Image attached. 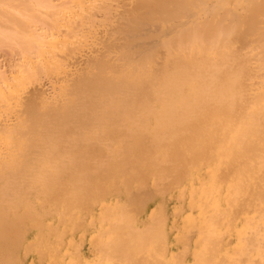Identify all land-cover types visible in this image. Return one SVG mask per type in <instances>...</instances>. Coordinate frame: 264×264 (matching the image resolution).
<instances>
[{
  "label": "bare ground",
  "instance_id": "1",
  "mask_svg": "<svg viewBox=\"0 0 264 264\" xmlns=\"http://www.w3.org/2000/svg\"><path fill=\"white\" fill-rule=\"evenodd\" d=\"M82 1L0 0L28 58L0 67V264H264V0H119L86 66L19 94L70 41L33 24Z\"/></svg>",
  "mask_w": 264,
  "mask_h": 264
},
{
  "label": "rangeland",
  "instance_id": "2",
  "mask_svg": "<svg viewBox=\"0 0 264 264\" xmlns=\"http://www.w3.org/2000/svg\"><path fill=\"white\" fill-rule=\"evenodd\" d=\"M23 1V0H22ZM58 1H60V0H58ZM84 1H88L87 2V4H85V2ZM90 1H92V2H90ZM83 0L82 2H81V4L80 5H82V8L86 11L87 9V12L90 14L91 12H93V17H92V21L91 20H88V18L87 17H85V16H87L88 15V17H89V14L87 13L86 15L84 14V16L83 17H85L84 19L85 20H83V17H81V16H79V15H77V12H78V14H80V11L82 10V8H78V6H77V8L79 9V10H77V8L75 7V11L74 12H72L71 11V9L73 8H69V9H67V11L65 10V13L66 12H68L67 13V15L69 16V19H71V20H74L75 21V23L77 24L76 26L75 25H73V26H75V27H73V26H71L70 24L68 25V23H67V25H65L64 26V23L66 22V20L65 19H63V18H65L64 17V15L63 16H61V18H60V16L58 17V19H59V23H58V27H55L54 26V28H52V26H50L49 28H48V26H46L45 27V25L44 24H42L41 22V24H38L37 22H36V24H38V25H36V24H33V28L32 29H34L35 30V27L36 28H39L38 30L40 31L41 30V28H42V32H44V31H47L48 29H49V31H51V29H53V31H55V34H59L58 36H60L61 35V37L62 36H66L67 37V40H69L70 39V41H67V43H65V44H61V46H59L58 45V50H56V51H58L57 52V55L59 54V53H61V54H63V57H59V56H61V54H59V56L58 57H56L55 59H51L50 61H52V60H55V61H52V64H51V66H50V68L51 67H53V69H50V68H48V67H46V68H44V69H46V70H44L43 68V72H39L38 71V74H37V77L39 78V79H36V81H33L34 83L32 84V82H31V84H27L28 86H27V88H26V86H25V88L27 89H25V88H23V89H25V92H23L24 90L22 89V90H20V93L19 94H21V95H24V94H28L29 93V91H30V93H31V91H36V90H41V89H43V91H44V93L43 94H45L46 93V95H52V94H54V92H55V89L62 83V82H64L63 80L65 79L66 80V77H70L71 76V73H75L78 69H76V68H79V69H82L83 67H84V65L85 64H87L86 63V59H87V61H88V59L91 57V55H94L95 53L94 52H96V51H94L95 49H96V47H97V49H99L98 47H102V46H104L105 44H104V42L102 41V39H108V37L107 36H111V38H113L114 37V35H113V33H111V34H108L107 33V31H110V29L112 30V28H113V31H111V32H115L114 31V28H115V23H116V21L119 19V18H121V17H119V13L121 12V10H122V8L123 7H121L120 5H122V4H120V3H122V2H120V1H122V0H94L95 1V4L93 3L94 1L93 0ZM96 1H97V3L99 2V3H102L101 5H102V7H101V5L100 4H98V5H96ZM101 1V2H100ZM104 1H106V2H104ZM108 1H109V5L111 6L110 8H108L107 7V5H105V4H107L108 3ZM115 4H114V3ZM91 3V4H90ZM118 5H117V4ZM123 3H127V2H125V0H123ZM95 6H94V5ZM114 4V5H113ZM84 5V6H83ZM87 5V6H86ZM99 5H100V8H98L99 7ZM103 5H105V6H103ZM120 6V7H119ZM92 7V9H93V11L92 10H89L90 8ZM67 8H68V6H67ZM87 8V9H86ZM97 8V9H96ZM111 11V14L109 13V11H108V9ZM81 9V10H80ZM95 9V10H94ZM112 9V10H111ZM69 10V11H68ZM84 10H82L81 11V13H86ZM105 10V11H104ZM107 10V11H106ZM95 11L97 12L95 15H94V13H95ZM118 11H120L119 13H118ZM13 12H14V10H13ZM70 12V13H69ZM103 12V13H102ZM106 12H108V14H109V16H107V13ZM113 12H114V14H113ZM64 13V14H65ZM115 13L117 14H119V15H116L115 16ZM122 13V12H121ZM28 14V13H27ZM92 14V13H91ZM90 14V15H91ZM66 15V14H65ZM77 16V18L76 17H74V16ZM111 15V16H110ZM122 15V14H121ZM120 15V16H121ZM79 16V17H78ZM117 16H118V18H117ZM71 17V18H70ZM74 17V18H73ZM80 17L82 18L81 20H80ZM107 17V18H106ZM111 19H110V18ZM73 18V19H72ZM79 18V19H78ZM76 19V20H75ZM78 20H80V21H78ZM87 20V22L89 21V22H91V23H85V21ZM108 20V21H107ZM64 21V22H63ZM73 21V22H74ZM85 23V24H81L80 25V23H83V22ZM61 22V23H60ZM72 22V23H73ZM80 22V23H79ZM93 23V24H92ZM98 23V24H97ZM102 23V24H101ZM92 26H91V25ZM108 24V25H107ZM35 25V26H34ZM43 25V26H42ZM84 25V26H83ZM85 25H87V26H85ZM100 25V26H99ZM112 25L114 26V27H112ZM39 26V27H38ZM71 26V28L73 27V28H76V29H70V30H73V32L74 33H76V34H74L72 31H70L69 29H68V27H70ZM83 26V27H82ZM89 26V27H88ZM59 27H60V30H59ZM78 27V28H77ZM82 27V28H81ZM88 27V28H87ZM45 29H47V30H45ZM87 29V30H86ZM109 29V30H108ZM59 30V31H58ZM64 30H66L67 32H65ZM64 31V32H63ZM70 31V32H69ZM92 31H93V33H92ZM41 32V31H40ZM84 32V33H83ZM100 32H101V34H100ZM63 33H64V35H63ZM65 33H66V35H65ZM107 33V34H106ZM83 34V35H82ZM72 35V36H71ZM78 35V36H77ZM102 35V36H101ZM113 35V36H112ZM70 36V37H69ZM90 36V37H89ZM110 36H109V38H110ZM72 37V38H71ZM97 37V38H96ZM102 39H101V38ZM84 38H86L85 40H88V41H86L85 42V40H83ZM62 39H66V38H64V37H62ZM77 40H78V42H77ZM80 40H81V42H80ZM73 41V42H72ZM82 41H84L83 43H82ZM100 41H102L101 43H100ZM79 42H80V44H79ZM70 43H73V44H71V45H69ZM76 43H78V45H77V47L79 48V46H82V47H80V49H75V50H73V47H75L76 46ZM88 43H90V44H88ZM69 46H71L72 47V49L69 51H67V49L68 48H71V47H69ZM75 44V46H73ZM86 44V45H85ZM62 45H63V47H65V46H67V48H63L62 47ZM84 45V46H83ZM62 47V48H61ZM89 47V48H88ZM85 48V49H84ZM93 48V49H92ZM66 51H65V50ZM84 49V50H83ZM73 50V51H72ZM93 50V51H92ZM55 51V52H56ZM72 51V53H70ZM50 52V51H49ZM76 53H77V55H76ZM15 54V55H14ZM53 54V53H52ZM64 54L66 55V56H64ZM3 55V56H2ZM4 55H5V57H4ZM17 55V53H15V52H12V51H9V50H7V48H0V67H1V70H5L6 72V75L8 76V77H11L12 78V76L14 77V78H16V76L17 75H15L17 72H18V67H17V63L15 62V61H18V65H20L19 63L21 62V63H27V61H28V58H27V61H26V59H23V58H21L20 56L18 57V55ZM70 55V56H69ZM111 55H113V53L111 54ZM16 56V57H15ZM55 56H56V53H55ZM47 57H49L48 55H47ZM88 57V58H87ZM17 58H19V59H17ZM64 58V59H63ZM22 59V60H21ZM31 59H33V58H31ZM41 59V57H39V60ZM60 60L61 59V61H65V62H62V66L60 65L59 66V62H57V60ZM69 59V60H68ZM82 59V60H81ZM24 60H25V62H24ZM58 60V61H59ZM33 61H34V59H33ZM60 61V62H61ZM16 63V64H15ZM65 63H68V64H65ZM74 63V64H73ZM15 64V67L13 66ZM29 64V63H28ZM53 64H54V66H53ZM61 64V63H60ZM64 64V65H63ZM59 66V68H60V70L57 68L58 66ZM56 66V67H55ZM83 66V67H82ZM86 66V65H85ZM66 67V68H65ZM81 67V68H80ZM56 68V69H55ZM50 71H49V70ZM15 70V71H14ZM51 70H56V71H54L55 73H53ZM58 70V71H57ZM73 70V72H71ZM47 71V72H46ZM70 71V72H69ZM15 72V73H14ZM45 72V73H44ZM58 72V73H57ZM69 72V73H68ZM39 73H42V74H40V76H39ZM47 73V74H46ZM18 74V73H17ZM52 74V75H51ZM70 74V75H69ZM38 80V81H37ZM35 83H37L36 84V86L34 85ZM249 84L248 85H251V83H252V85L250 86L251 88H255L256 87V84H254V83H256V82H254V80H252V81H249L248 82ZM253 84H254V86H253ZM31 85V88H29V90H28V87ZM35 87H34V86ZM32 86H33V88H32ZM35 88V89H34ZM39 88H41V89H39ZM34 89V90H33ZM23 93H22V92ZM32 92V93H33ZM29 93V94H30ZM27 94L25 95V97H27ZM28 94V95H29ZM21 95H19V99L21 98ZM25 97H23L22 96V98H25ZM21 98V99H22ZM14 102V106L12 105V107H14V108H12L11 107V105H8L6 108L8 109H6V110H4L3 108H1L2 110H4V112L2 113L3 115L0 117L3 121H4V123H10V124H14L15 123V121H16V115L19 113V112H17L16 110H17V108H15L16 107V103H15V101H13ZM9 107V108H8ZM10 107L12 108L11 109V111H10ZM8 111H10V112H8ZM13 111L15 112V113H13ZM9 114H8V113ZM17 113V114H16ZM5 114H8V115H5ZM12 114V115H11ZM14 114V115H13ZM4 115L5 116H7V117H4ZM11 115V116H10ZM10 116V117H9ZM13 116H14V118H13ZM9 120H8V119ZM6 121H5V120ZM2 120H0V125L2 124ZM12 120V121H11ZM15 120V121H14ZM148 189H150V190H148ZM148 189H146V192H149V191H152L151 190V188H148ZM135 192H136V188L135 189H133ZM174 190V189H173ZM173 190L171 191V193H170V195H172V194H174V192H175V190H174V192H173ZM117 191V190H116ZM122 191H125V190H122ZM133 191V192H134ZM138 192V191H137ZM142 192H145L144 190L142 191ZM113 193H114V191H113ZM115 195V196H114ZM114 198L115 199H117V200H123V201H125L126 200V196H122V195H119V194H117L116 192L114 193ZM128 196H130L129 194H128ZM171 199V198H170ZM79 222H77V224H78ZM80 225V223L78 224V226ZM63 226H65L66 228H67V223L66 224H64V225H62L61 227H62V232L63 231H67L66 230V228H64ZM79 227H81V226H79ZM65 229V230H64ZM80 229V228H79ZM78 228L76 229V232H75V228H74V230H72V234H78V235H81V234H83V233H85V231H86V228H82V229H80L79 230ZM85 230V231H84ZM68 233H71V230H69L68 229V231H67ZM66 232V233H67ZM65 232H63V236H65V235H67L68 236V233L66 234ZM29 236H30V238L31 239H29L28 240V242L29 243H34L35 242V240L33 239V236L31 235V234H29ZM55 236H53L52 237V239L50 238V241H55L56 239L54 238ZM54 239V240H53ZM56 243H57V245H56ZM58 245L60 246L61 244L59 243L58 244V242H55V245L54 246H56L57 248H59L60 249V247H58ZM55 247V248H56ZM54 248V247H53ZM55 250V249H54ZM182 251V250H181ZM180 251V252H181ZM58 252V249H56V253ZM21 253H23V254H25L24 252H21ZM43 256V255H42Z\"/></svg>",
  "mask_w": 264,
  "mask_h": 264
}]
</instances>
